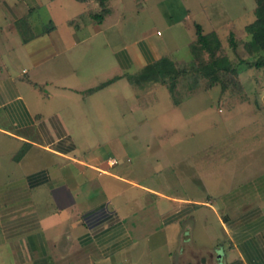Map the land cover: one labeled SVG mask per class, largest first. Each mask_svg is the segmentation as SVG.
<instances>
[{
  "label": "crops",
  "instance_id": "1",
  "mask_svg": "<svg viewBox=\"0 0 264 264\" xmlns=\"http://www.w3.org/2000/svg\"><path fill=\"white\" fill-rule=\"evenodd\" d=\"M75 1L0 0V264H264V93L242 101L254 129L130 157L104 131L126 74L177 62L194 12L127 40L125 12L118 29L91 10L109 0Z\"/></svg>",
  "mask_w": 264,
  "mask_h": 264
},
{
  "label": "rangeland",
  "instance_id": "2",
  "mask_svg": "<svg viewBox=\"0 0 264 264\" xmlns=\"http://www.w3.org/2000/svg\"><path fill=\"white\" fill-rule=\"evenodd\" d=\"M183 5L190 7L194 15L180 27L187 26L191 29L193 41L196 39L197 23L204 33L216 29L223 43L222 53L231 58L239 72H219L217 80H210L196 69L198 62L191 45L186 46L187 37L181 35L176 39L178 49L173 54L179 59L174 62V73L158 75L157 80H152L154 75L149 78L139 72H127L129 79L125 78V124L115 123L104 131L115 135L124 130L125 139L114 137L112 142L130 157H134L139 150L145 151V156L150 150H168L171 143L173 146L175 134L180 138L193 133L194 136L183 142L187 143L185 148L194 150L204 142H208L206 147H209V143L215 144L223 136L242 134L254 129L255 108L242 101H255L264 93L260 91L264 88V66L255 67L250 64L259 56H264V38L258 41L259 49L250 47L249 35L244 29L254 19L255 0H109V3H101L91 10L98 20L111 18L114 28L118 29L121 27L118 19L125 12V33L129 30L128 40L136 34L140 35L143 28L154 27L164 35L167 34L164 17L181 16ZM137 12L140 15L136 16ZM172 31L176 32L174 29ZM231 32L236 42L235 47L228 41ZM239 59L249 63H239ZM173 78L175 83L170 82ZM133 86L143 87L145 90L138 89L137 92ZM135 99L146 100L151 104L142 111L132 110L130 105ZM173 103H177L178 107ZM219 107H222L221 113L218 112ZM106 133L97 131L96 142L104 147L107 146L105 142H110L103 139ZM86 142L89 144V141ZM143 155L140 156L143 158Z\"/></svg>",
  "mask_w": 264,
  "mask_h": 264
},
{
  "label": "trees",
  "instance_id": "3",
  "mask_svg": "<svg viewBox=\"0 0 264 264\" xmlns=\"http://www.w3.org/2000/svg\"><path fill=\"white\" fill-rule=\"evenodd\" d=\"M85 1V0H77ZM254 19L244 26L245 31L249 35L248 43L250 47L259 49L258 41L264 38V0H255V7L253 8ZM196 28V39L190 43L191 49L194 52L195 59L198 62L196 69L201 71L204 75L208 76L210 80H217L219 72H231L234 74L238 73L237 65L230 59L228 55L222 53L223 43L216 31H209L204 33L199 23L195 25ZM229 43L235 47L236 42L231 32L228 37ZM175 61L170 58H162L159 61L147 65L139 74L157 80L158 75H171L174 73ZM239 63H249L239 59ZM255 67L264 66V56H259L253 63H250ZM164 77L163 80H165ZM171 83H175L174 78L171 79ZM222 86V83H221ZM223 88L225 86H222Z\"/></svg>",
  "mask_w": 264,
  "mask_h": 264
}]
</instances>
